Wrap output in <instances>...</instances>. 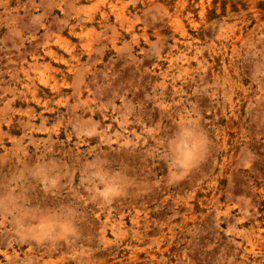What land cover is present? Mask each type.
I'll return each mask as SVG.
<instances>
[{
  "label": "rangeland",
  "instance_id": "374dc122",
  "mask_svg": "<svg viewBox=\"0 0 264 264\" xmlns=\"http://www.w3.org/2000/svg\"><path fill=\"white\" fill-rule=\"evenodd\" d=\"M261 73L264 0H0V199L77 211L42 242L0 215V264H264ZM190 121L206 151L175 178ZM50 161L54 189L26 171ZM91 162L132 183L106 202Z\"/></svg>",
  "mask_w": 264,
  "mask_h": 264
},
{
  "label": "clouds",
  "instance_id": "9594fccd",
  "mask_svg": "<svg viewBox=\"0 0 264 264\" xmlns=\"http://www.w3.org/2000/svg\"><path fill=\"white\" fill-rule=\"evenodd\" d=\"M16 35L19 36V33H16ZM261 74L264 75V73ZM207 142L196 121L180 125L176 135L168 141L165 154L169 166L179 173V176L175 178H182L197 167L204 158ZM85 167L97 169L90 178L95 177L99 184L103 185L98 195L106 202L121 195L124 188L132 183V180L119 171L111 175L101 171L99 165L95 162L88 163ZM55 169V162L50 161L48 164L37 163L32 169H26V171L31 177L40 179L41 183L54 189L58 184L59 176H49L48 173L54 172ZM24 171L22 170L14 176L13 180H25ZM22 199L20 196L13 195L12 191H9L3 199H0V215L12 218L11 222L15 225V232L22 239L42 242L45 239L56 240L75 234L76 209L71 206H61L57 209L42 211L38 208H28L24 204L17 203L18 200Z\"/></svg>",
  "mask_w": 264,
  "mask_h": 264
},
{
  "label": "bare ground",
  "instance_id": "6f19581e",
  "mask_svg": "<svg viewBox=\"0 0 264 264\" xmlns=\"http://www.w3.org/2000/svg\"><path fill=\"white\" fill-rule=\"evenodd\" d=\"M75 76H76V75H75ZM75 76H74V77H75ZM74 77H73V78H74ZM79 79H80V78H79ZM79 79H78V80H79ZM81 79H82V78H81ZM81 79H80V80H81ZM71 80H72V79H71ZM74 80H76V78H75ZM74 80H73V81H74ZM81 81H82V80H81ZM75 82H77V81H75ZM76 87H77V86H76ZM29 107H30V106H29ZM34 109H35V108H34ZM41 116H42V115H41ZM96 156H97V155H96ZM100 157H101V156H100ZM97 158H98V157H97ZM103 159H104V158H103ZM132 160H133V159H132ZM121 163H122V162H121ZM124 195H125V194H124ZM128 195H129V194H128ZM129 197H130V196H129ZM134 197H137V196L135 195ZM138 198H139V197H138ZM114 201H115V200H114ZM79 221H80V220H79ZM83 223H84V222H83Z\"/></svg>",
  "mask_w": 264,
  "mask_h": 264
}]
</instances>
